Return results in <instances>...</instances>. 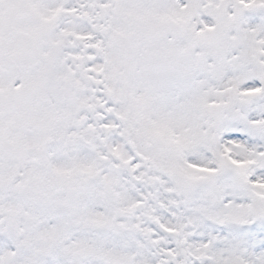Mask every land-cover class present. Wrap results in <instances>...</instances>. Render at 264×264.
<instances>
[{
	"label": "snow or ice",
	"instance_id": "6c2138e0",
	"mask_svg": "<svg viewBox=\"0 0 264 264\" xmlns=\"http://www.w3.org/2000/svg\"><path fill=\"white\" fill-rule=\"evenodd\" d=\"M0 264H264V0H0Z\"/></svg>",
	"mask_w": 264,
	"mask_h": 264
}]
</instances>
